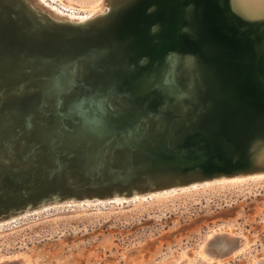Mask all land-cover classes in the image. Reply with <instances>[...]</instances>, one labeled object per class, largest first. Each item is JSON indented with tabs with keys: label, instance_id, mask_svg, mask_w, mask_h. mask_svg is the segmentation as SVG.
<instances>
[{
	"label": "water",
	"instance_id": "95a60500",
	"mask_svg": "<svg viewBox=\"0 0 264 264\" xmlns=\"http://www.w3.org/2000/svg\"><path fill=\"white\" fill-rule=\"evenodd\" d=\"M216 2L118 0L72 24L0 0V118L14 115L0 129V217L263 170L264 36L262 51L248 39L242 54L246 64L258 55L250 81L224 47L254 25L263 34L264 19L233 12L221 25ZM222 238L221 255L238 249L239 238Z\"/></svg>",
	"mask_w": 264,
	"mask_h": 264
},
{
	"label": "rangeland",
	"instance_id": "374dc122",
	"mask_svg": "<svg viewBox=\"0 0 264 264\" xmlns=\"http://www.w3.org/2000/svg\"><path fill=\"white\" fill-rule=\"evenodd\" d=\"M56 2L84 11L104 1ZM216 5L221 25H230L233 12L242 16L231 0ZM245 31L237 45L224 47L240 52L242 60L248 39L253 52L263 48L264 32L258 34L255 25ZM253 59L240 61L242 69L254 67ZM218 178L131 194L123 201L113 200L117 196L71 198L18 213L0 221V264H256L264 260V172ZM228 236L239 238L240 245L221 255L222 237Z\"/></svg>",
	"mask_w": 264,
	"mask_h": 264
},
{
	"label": "bare ground",
	"instance_id": "6f19581e",
	"mask_svg": "<svg viewBox=\"0 0 264 264\" xmlns=\"http://www.w3.org/2000/svg\"><path fill=\"white\" fill-rule=\"evenodd\" d=\"M28 7L32 8L33 10H35L36 12H38L39 14H43L45 16H47L49 19H53L59 22H63V23H72V24H83V23H87V22H91L93 19H95L96 17L102 15L103 13H105L106 11H108L109 9V5H110V0H103L104 2L99 4L96 8L94 9H90V10H84V11H80L77 10L73 7L68 6L67 4L61 3L58 5H55V3L57 4V0H23ZM226 1V0H225ZM113 3V2H112ZM231 3L233 5V7L244 17L246 18H254L255 21L256 19H264V0H231ZM218 4V3H217ZM227 4V3H226ZM108 5V6H107ZM226 6V5H225ZM229 6V5H228ZM231 7V6H230ZM230 7H228L230 9ZM227 8V7H226ZM220 9H223L220 8ZM233 11V10H232ZM224 12V11H223ZM241 16V17H242ZM222 17V16H221ZM223 18V17H222ZM253 19V20H254ZM205 23V22H204ZM198 27V26H197ZM197 31V30H195ZM248 32V31H247ZM240 40V39H239ZM244 41V40H243ZM241 42V41H240ZM213 45V44H212ZM227 45V44H225ZM239 46V45H238ZM243 47V46H241ZM248 47V46H247ZM251 47V46H250ZM253 48V47H252ZM229 49V48H228ZM246 49V47H245ZM231 50V49H229ZM235 50V49H234ZM243 50V49H242ZM247 50V49H246ZM244 50V51H246ZM251 50V49H250ZM231 52V51H230ZM236 52V51H235ZM237 53V52H236ZM240 54V52H238ZM243 53V52H242ZM245 53V52H244ZM242 55V54H241ZM247 56V55H246ZM242 57V56H241ZM248 57V56H247ZM240 58V57H239ZM242 59V58H240ZM255 59V58H254ZM253 59V61H254ZM243 61V60H242ZM245 61V60H244ZM250 62V61H249ZM245 63V62H244ZM248 64V63H247ZM254 64V63H253ZM242 67V66H240ZM244 67V66H243ZM253 67V66H252ZM250 67H246L245 69H242L243 71H249V74L247 76V79L250 81L251 78H253V75H255V71H254V67L252 68ZM234 69L236 70V72L238 71V68L235 66ZM0 70H3V72L6 71V66L0 68ZM191 70V67H188V70L183 69V74H187L189 71ZM241 70V69H240ZM239 70V71H240ZM238 71V72H239ZM191 72V71H190ZM189 72V74H190ZM252 72H254L255 74H251ZM251 74V76H250ZM246 79V80H247ZM250 83V82H249ZM249 83L247 85H249ZM246 85V86H247ZM259 85L262 86L261 82L259 83ZM248 88V87H246ZM199 91L195 88V93L194 95L200 96L198 93ZM256 96V95H255ZM15 107V106H14ZM13 117L14 115L12 113L8 114L7 116H4L3 119L0 118V129L1 128H10L13 124ZM191 119H197V120H201V116H195V117H191ZM199 120V121H200ZM259 156V157H258ZM257 159V163L261 164L262 160L264 161V149L262 151H260L259 153H257V155L255 156ZM95 159V158H93ZM261 162V163H260ZM261 173L264 172V169L261 171H256L255 173ZM250 173V172H249ZM249 173H245V174H249ZM245 174H232V175H222L219 177H226V178H231V179H237V177H240L242 175ZM244 177V176H243ZM210 180V179H219L218 176H212V177H205L202 178V180ZM196 180H192L189 181L187 183H194ZM208 183V182H206ZM177 185V184H176ZM179 185V184H178ZM197 185V184H194ZM171 186V185H170ZM168 187V186H167ZM158 188H162V187H158ZM156 189V188H155ZM175 188H173L170 191H174ZM154 189H147L146 191H134L133 193H129V194H136V193H147L148 191H152ZM170 191H166L165 192H170ZM125 191L118 193L115 192L111 195H115L117 197H113V200L116 201H123V199H125V197L127 195ZM109 196V195H108ZM106 196V197H108ZM92 197H98L97 195H92ZM110 197V196H109ZM112 197V196H111ZM87 198V196L85 197ZM70 200V198H64V199H53L50 201H43V202H39L36 205H27L25 206V208H22L19 211L16 212H12L9 213L8 215H6L5 217H0V221H2L3 219L8 220L14 217V215L18 214V213H24V212H28L32 209H38L39 207H46L48 204L50 203H54V202H60L62 200ZM98 199V198H96ZM148 199V198H147ZM17 220V219H16ZM256 264H264V260H260L258 263Z\"/></svg>",
	"mask_w": 264,
	"mask_h": 264
}]
</instances>
